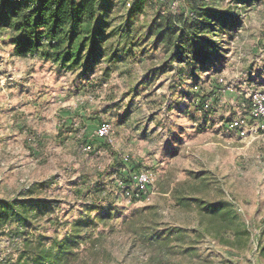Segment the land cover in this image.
<instances>
[{"label": "rangeland", "instance_id": "rangeland-1", "mask_svg": "<svg viewBox=\"0 0 264 264\" xmlns=\"http://www.w3.org/2000/svg\"><path fill=\"white\" fill-rule=\"evenodd\" d=\"M165 1L138 24L167 11ZM177 1L185 17L206 4L241 26L225 39L224 61L175 81L177 64L151 74L164 56L149 40L128 66L82 74L14 56L0 29V199L44 204L21 236L0 229V259L24 239L73 243L102 232L96 247L76 249L74 264H264V0ZM213 205L233 223L219 239L206 230L203 209Z\"/></svg>", "mask_w": 264, "mask_h": 264}, {"label": "trees", "instance_id": "trees-1", "mask_svg": "<svg viewBox=\"0 0 264 264\" xmlns=\"http://www.w3.org/2000/svg\"><path fill=\"white\" fill-rule=\"evenodd\" d=\"M117 1V6L124 9L119 16L115 0H0V29L10 33L14 56H37L62 68L79 69L82 74L93 71L95 66H104L105 74L118 71L122 64L128 66L129 60H135L136 53L143 51L142 40H149L153 50H161L164 56L163 63L151 74L164 75L177 64L176 75L171 76L175 81L177 76L207 72L224 61L227 41L241 26L230 12L206 4L194 6V18L158 10L146 25H140L137 18L153 4L134 0L127 7V0ZM255 1L241 0L245 5ZM149 76H144L141 84H147ZM191 97L198 99L200 95L193 93ZM201 99L202 103L206 97L201 95ZM200 111L201 107H197L196 112ZM28 194L31 197L33 191ZM180 203H187V199H180ZM43 206V201L33 198L26 203L0 199V229L8 228L5 234L21 236L31 219H39ZM203 210L206 230L214 238L232 230L233 223L223 207L213 205ZM77 228L73 230L80 234ZM143 233L150 240L148 228ZM244 234L239 229L234 231L235 237ZM101 235L98 233L94 240L83 233L73 243L63 239L50 245L24 239L20 248L0 259V264H74L79 262L76 249L83 243L96 247Z\"/></svg>", "mask_w": 264, "mask_h": 264}, {"label": "built area", "instance_id": "built-area-1", "mask_svg": "<svg viewBox=\"0 0 264 264\" xmlns=\"http://www.w3.org/2000/svg\"><path fill=\"white\" fill-rule=\"evenodd\" d=\"M133 1L134 0H127V4H126L127 7H130ZM148 1L150 3H152L153 5H157L158 7H159V4H165L166 3L165 0H148ZM167 9H168L167 11L164 8H160L159 10L162 12V14L172 13L174 15H178L179 14L178 1L177 0H171L170 2H168L167 3ZM189 16L190 17H194V13L193 12H190L189 13ZM263 96H264V94H263ZM110 132H111V129H110L109 126H103L100 129V131H99L100 135H102V136H104V135L105 136H108L110 134ZM147 178L148 177H144L143 180L145 182H148L147 181Z\"/></svg>", "mask_w": 264, "mask_h": 264}]
</instances>
